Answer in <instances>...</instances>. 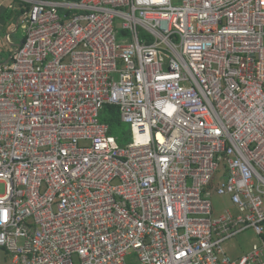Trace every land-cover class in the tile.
<instances>
[{"label": "built area", "instance_id": "2783aa9c", "mask_svg": "<svg viewBox=\"0 0 264 264\" xmlns=\"http://www.w3.org/2000/svg\"><path fill=\"white\" fill-rule=\"evenodd\" d=\"M20 1L0 264H264V0ZM248 230L259 242L229 254Z\"/></svg>", "mask_w": 264, "mask_h": 264}, {"label": "crops", "instance_id": "0c3cea01", "mask_svg": "<svg viewBox=\"0 0 264 264\" xmlns=\"http://www.w3.org/2000/svg\"><path fill=\"white\" fill-rule=\"evenodd\" d=\"M23 8L25 6L22 3L19 5L10 0H0V64H6L16 46L24 40L25 34L21 22L23 14L18 17V13ZM7 37L12 41L10 45H6Z\"/></svg>", "mask_w": 264, "mask_h": 264}, {"label": "rangeland", "instance_id": "374dc122", "mask_svg": "<svg viewBox=\"0 0 264 264\" xmlns=\"http://www.w3.org/2000/svg\"><path fill=\"white\" fill-rule=\"evenodd\" d=\"M10 1L15 2L16 4L19 5L22 3L19 0H10ZM125 128L127 131L130 130V126L128 125H125ZM119 145L122 146L121 144ZM212 204L216 216L223 214L226 210H230L233 207L228 197H223V198L215 197L212 200ZM258 242H259V238L257 237V235L253 231L248 230L243 234L225 243L224 247L225 249H227L229 254L233 256H242L247 254L251 250L252 246ZM126 263L137 264L135 256L127 258Z\"/></svg>", "mask_w": 264, "mask_h": 264}, {"label": "trees", "instance_id": "16d2710c", "mask_svg": "<svg viewBox=\"0 0 264 264\" xmlns=\"http://www.w3.org/2000/svg\"><path fill=\"white\" fill-rule=\"evenodd\" d=\"M47 1H71V2H79L81 0H47ZM23 8L19 13L18 17L28 10V5L23 3ZM100 121L109 126L110 135L117 138L118 143L124 146L129 143L130 138V130L127 131L125 128V124L120 121V110L119 107L113 105H106L100 114Z\"/></svg>", "mask_w": 264, "mask_h": 264}, {"label": "water", "instance_id": "95a60500", "mask_svg": "<svg viewBox=\"0 0 264 264\" xmlns=\"http://www.w3.org/2000/svg\"><path fill=\"white\" fill-rule=\"evenodd\" d=\"M22 46V43L20 45L16 46V49H19Z\"/></svg>", "mask_w": 264, "mask_h": 264}]
</instances>
